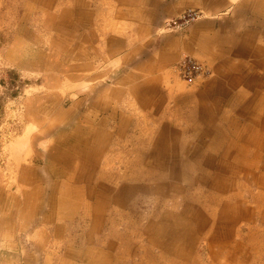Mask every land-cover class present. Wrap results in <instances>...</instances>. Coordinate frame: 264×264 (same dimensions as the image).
<instances>
[{
	"label": "crops",
	"instance_id": "crops-1",
	"mask_svg": "<svg viewBox=\"0 0 264 264\" xmlns=\"http://www.w3.org/2000/svg\"><path fill=\"white\" fill-rule=\"evenodd\" d=\"M186 8L202 14L177 32L162 30L165 19ZM44 29L51 30L45 39L52 46L51 61L37 48ZM0 40L21 50L23 41L27 47L30 44L38 51L37 67L45 69L52 63V69L58 70L47 73L46 77L57 78L50 81L55 88L45 92L43 97L48 100L44 105L37 101L39 106L33 113L44 124L38 132H26L22 141L25 145L15 151L10 173L0 172V259L22 258L23 264H32L40 260L38 257H49L46 247L50 242L52 247L60 243L53 239L75 235L78 229L80 244L71 239L64 245L59 264H92L89 258L103 264L107 257L112 259L120 249L116 242L124 241L120 231V227L125 229L123 217L112 215L114 221L94 225L85 216L92 204L89 200L79 202L75 217L58 216L55 195H59L61 185H83L64 179L62 158L71 156L72 161L85 163L84 170L92 168L93 172L78 176L89 178L90 187L96 190L101 181L108 184L99 176L104 170H111L115 176L111 181H118L117 186L123 177L130 178L128 162L138 166L146 162L171 164V180H188L183 171L186 166H182L187 151L177 148L188 147V141L195 139L189 137V130L197 133L198 140L206 141L205 134L209 133L208 140L226 142L207 147L217 154L212 159L198 160L202 170L212 172V188L208 189L213 200L219 201L216 208L212 205L209 210L223 213L216 219L217 224L211 222V227L227 231L224 236L210 238L216 248L219 244L222 253L245 249L241 242L233 240L243 239L237 234L238 222L264 214V205L260 207L256 200L264 196V0H0ZM181 54L203 65L202 77L189 84L179 81L173 63ZM76 82L85 89H80L81 93L76 88L70 95V104L61 106L69 95L64 88H56L65 84L74 88ZM190 107L192 127L183 115ZM228 112L237 114L240 121L231 119ZM215 130L222 131L219 139L210 136ZM37 133L42 134L36 136ZM41 135L47 139L35 146ZM38 146L45 150H37ZM86 146L101 147V154L92 152L94 157L100 154L94 165L87 152L81 150ZM115 156L126 160L124 175L117 169ZM109 160H114V165H109ZM47 161L54 162L52 173L45 170ZM177 161L180 168L174 167L179 165ZM53 168L60 170L58 175ZM233 178L244 179L245 184ZM13 181L17 186L12 192ZM125 182L129 186L131 181ZM243 187L256 188L250 201L241 200L239 193L230 194L229 203L220 201L223 193ZM185 200L190 202L189 193ZM189 206L182 212L189 211ZM107 209L114 208L109 205ZM198 209L205 210L204 206ZM260 221L264 226V215ZM87 223L88 228H80ZM67 224H75V228L66 232ZM114 225L118 231L112 233L118 238L108 236L109 226ZM262 232L264 236V229ZM45 233L48 235L41 239ZM97 256L101 260L96 261ZM110 264H114L113 260Z\"/></svg>",
	"mask_w": 264,
	"mask_h": 264
},
{
	"label": "rangeland",
	"instance_id": "rangeland-1",
	"mask_svg": "<svg viewBox=\"0 0 264 264\" xmlns=\"http://www.w3.org/2000/svg\"><path fill=\"white\" fill-rule=\"evenodd\" d=\"M25 8H27L26 5ZM161 28L163 29V27ZM44 30L45 33L43 36L37 34L41 40L37 48H41L45 52L46 58L51 61L54 59L52 58V46L48 42V39L45 40L49 35L48 31L51 30ZM45 35L46 37H44ZM11 45H13V50H11ZM22 45L23 49L21 50L20 47L17 49L13 43H6L5 45V42L0 40V172H6L7 174L10 173V170L14 166L15 151H18L25 145L22 141L27 136L26 132L29 130H37L38 132L40 126L44 124L40 122L41 119L38 121V118H36L37 116L33 113L36 112L35 109L39 105L42 106V104L48 100L43 97L45 92H49L55 88V86H52V82L57 78L55 76L51 78L48 76L46 77L47 73L53 74V71L58 72V70L55 71L56 69H52V63H48L49 66L45 69L37 67L38 61H36V56L38 51L33 49L30 44L27 47L24 41ZM57 48L60 49V45ZM62 52L64 53V50H62ZM20 55H22V58ZM181 55H186L195 62L200 63L188 54ZM181 55H179V57ZM175 63L176 62H174L173 65ZM176 77L179 81L184 82V84H189L178 75H176ZM75 84L74 88H71L69 86L70 84H65L64 86L58 85L56 88V90H63L64 88L63 91L66 90L65 94H67V96L69 95L61 101V106L70 104L72 101L70 95L72 92L77 91L76 88L78 90L85 89L83 84H79V82ZM37 101H40L41 104L38 105ZM38 110L41 111L44 109L38 108ZM192 110L193 108L190 107V109L186 110V113L183 114L186 119V124H190L189 127L193 126V119L191 120L189 118V113ZM229 115H231V119L239 120L237 114L229 113ZM57 116L60 117L61 112H58ZM66 122L68 123V118H66ZM218 125H220V120ZM223 130L224 128L222 131ZM189 131L190 132H186V134L188 133L190 138L196 139L197 133L195 135L193 130V134H191V130ZM222 131H211L210 136L213 134L216 136L215 138H218V135L220 136ZM197 132L201 133L200 130H197ZM40 134L42 133H37L36 136ZM43 135H45V133ZM43 135L39 136V138H41L40 140L37 142L35 141V146L38 145L40 141L47 139V137ZM85 136L86 135H83V138ZM208 136L209 133L205 134V137L202 136L206 141L190 139V141H188V147L184 148L181 146L177 148L180 149V151L181 149L187 151L182 166H186L183 171L184 174H186L185 176L189 177L188 180H171V164L161 165L160 162H158L157 164L151 165L152 162H146L138 166L136 162H128L131 171L130 178L123 177L121 185L118 184L117 186L118 181H111V178L115 177L111 170H104L99 173V176L104 181H107L109 185L101 181L96 190L90 187L89 178L78 176L88 174L90 171L93 172L92 168L84 170L85 163L83 161H72L74 158L72 159L71 156L68 157L65 155L67 159L63 157L60 164L63 168L62 173L66 171L65 174H63L65 177L64 179L69 182L80 181L83 185L77 188L71 187L70 184L61 185L59 195H55L57 206L59 207L58 216L66 217L67 219L75 217L79 202L81 200H89L92 204L88 206V209L85 211V216H88L94 225L95 222L99 224L103 220L114 221L112 215H116L118 219L121 217L124 218L125 229L120 227V231L124 233H122L124 241L119 239L118 243L115 239L114 242L117 241L116 245L120 247V249L114 252L112 259L110 256L107 257L103 264H110V260H113L114 264H264V236L262 235L264 226L261 225L262 223L260 221L263 219V213H259L261 214V218H258V216L256 218L255 216H251L246 222H238L237 227L239 230L237 234L241 235L243 239L239 241V238H233V240L241 242L243 248L247 251L241 248H237V250L234 248L230 252L222 253L219 244L218 248H216L217 245H215L210 238L215 237V235L224 236L227 231L223 227H211V222L215 221L214 223L217 224L216 219L222 216L223 213L215 209L209 210V207L212 205L213 208H216V205L219 204L217 202L219 201L213 200L211 196L212 193H210L212 191L208 189L209 187L212 188V185L209 184L212 172L205 169L202 170L201 164H198V160L212 159V157L217 154L208 151L207 147L214 144H225L226 142L220 141L219 138V140H210L211 138L208 140ZM31 141L34 143L33 138H31ZM89 147L90 146H86L81 150L87 152L90 159L92 158L91 156H93V151L97 150V153L101 151V147L98 149H91ZM36 149L44 151L45 147L38 146ZM141 151L142 150H139V153ZM100 154H97L95 158L90 160L92 165L99 160ZM118 157L115 156L119 166L117 169L124 175L126 169L123 166H125L126 160ZM176 158L177 156L175 155L174 159ZM109 161H111L108 162L109 165H114V160ZM179 162L177 161L179 165L174 166L175 168L181 167ZM164 166H166L167 170ZM51 167H54V162L47 161L45 170L52 173ZM186 168L189 169L187 170ZM53 171L56 175L60 172V170H56L55 168H53ZM185 171L188 172L185 173ZM76 176H78V178ZM233 179L237 180V182L239 180L243 185L245 184L243 181L244 179ZM125 180L131 181L129 186L124 185V183H126ZM137 180L138 182L135 183ZM185 184H187V186ZM207 184H209V186ZM16 186L17 185H15L13 181L12 192L16 190ZM244 188L245 187H243V189H232V191H228L229 189L224 190L228 192L221 195L220 201H222V203H229L231 200L230 194L234 196L236 193L240 194L241 200L250 201L251 195L256 194L257 190L255 187L248 188L247 190ZM134 190H138L140 193L135 195L133 193L131 194L130 191L134 192ZM146 191L147 193H144ZM188 193L190 202L185 200V198L188 197ZM259 197L261 199L258 200L257 197L256 200L261 207L264 205V196ZM127 204L130 205L127 206ZM109 205H112L114 209H107ZM136 205H139L140 209H138ZM187 206H189L188 208H190V210L182 212ZM202 206H204L205 210L198 209ZM123 207L128 208L122 211ZM116 208H118L119 211L115 210ZM110 211L111 213L107 215ZM254 214L256 215V213ZM106 215L107 218L105 217ZM62 223L65 222L62 221ZM70 227L75 228V224H67L66 232L70 230ZM83 227H85V229L88 228L89 223L85 226H80V228ZM109 230L111 231L108 236L118 238L117 235H115L116 231H118L115 225L112 227L109 226ZM113 231L115 233H112ZM80 232L81 230L79 231L78 229L74 231L75 235L70 234L67 236V233H65L64 236H67L66 238L63 237L61 240L53 239L60 243L52 247L50 242V245L46 247V255L49 257H38L40 260H34L32 264H59V258L62 257L60 255L63 252L62 249L64 245H68L71 239L78 241V245L80 244ZM45 235H48V233L41 235L40 238H44ZM228 235H232V233L228 232ZM244 239L246 240L244 241ZM46 240L53 241L49 238ZM55 247L56 249H54ZM31 249L34 250V247L32 246ZM88 260L92 262V264H95L93 258H89ZM95 260H101V257L97 256ZM0 261V264H23L22 258H2Z\"/></svg>",
	"mask_w": 264,
	"mask_h": 264
},
{
	"label": "built area",
	"instance_id": "built-area-1",
	"mask_svg": "<svg viewBox=\"0 0 264 264\" xmlns=\"http://www.w3.org/2000/svg\"><path fill=\"white\" fill-rule=\"evenodd\" d=\"M201 15V11L193 8H186L183 12L175 17L164 20L162 30L179 31L185 28L190 22L194 21ZM173 68L177 75L184 81L191 83V81L200 78L205 73V68L202 64L195 62L186 55H181Z\"/></svg>",
	"mask_w": 264,
	"mask_h": 264
},
{
	"label": "bare ground",
	"instance_id": "bare-ground-1",
	"mask_svg": "<svg viewBox=\"0 0 264 264\" xmlns=\"http://www.w3.org/2000/svg\"><path fill=\"white\" fill-rule=\"evenodd\" d=\"M91 157H92V158H91V160H92V159L95 158L96 156H95V157H94V156H91Z\"/></svg>",
	"mask_w": 264,
	"mask_h": 264
}]
</instances>
